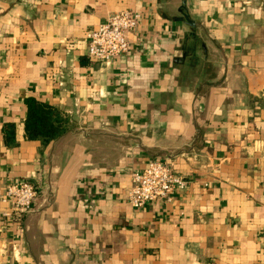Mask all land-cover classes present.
<instances>
[{
  "label": "crops",
  "instance_id": "0c3cea01",
  "mask_svg": "<svg viewBox=\"0 0 264 264\" xmlns=\"http://www.w3.org/2000/svg\"><path fill=\"white\" fill-rule=\"evenodd\" d=\"M120 10L128 52L89 57ZM26 98L65 132L26 139ZM152 160L187 183L133 208ZM0 264H264V0H0Z\"/></svg>",
  "mask_w": 264,
  "mask_h": 264
},
{
  "label": "built area",
  "instance_id": "2783aa9c",
  "mask_svg": "<svg viewBox=\"0 0 264 264\" xmlns=\"http://www.w3.org/2000/svg\"><path fill=\"white\" fill-rule=\"evenodd\" d=\"M139 21L138 12L120 10L110 14L104 22L87 32V55L106 62L127 53L126 33L135 29ZM186 183L171 163L152 160L141 171L131 173L127 201L136 209L153 201H169L173 191L183 188ZM36 194V186L29 181L11 182L6 186L3 200L12 211L22 213L30 209Z\"/></svg>",
  "mask_w": 264,
  "mask_h": 264
},
{
  "label": "trees",
  "instance_id": "16d2710c",
  "mask_svg": "<svg viewBox=\"0 0 264 264\" xmlns=\"http://www.w3.org/2000/svg\"><path fill=\"white\" fill-rule=\"evenodd\" d=\"M25 105L24 134L26 139H37L46 144L65 132V120L51 106L33 98H26ZM12 128L8 125L5 132L7 142L13 139Z\"/></svg>",
  "mask_w": 264,
  "mask_h": 264
}]
</instances>
